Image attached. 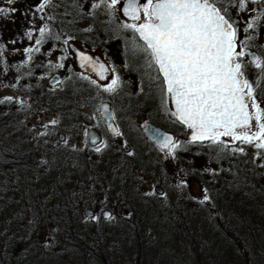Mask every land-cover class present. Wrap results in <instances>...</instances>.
<instances>
[{"label": "trees", "instance_id": "obj_1", "mask_svg": "<svg viewBox=\"0 0 264 264\" xmlns=\"http://www.w3.org/2000/svg\"><path fill=\"white\" fill-rule=\"evenodd\" d=\"M231 15L237 18L233 9ZM262 26L263 23L258 32ZM29 27L31 25L24 27V31ZM56 27L58 30L60 26ZM240 27L244 26L240 24ZM33 36L31 41L24 36L22 45L19 40L13 45H5L7 64H21L26 59L23 49L34 46L38 36L34 30ZM95 37L105 49L112 48L110 43L115 41L103 38L101 33ZM58 42L46 39L40 51L33 53V59L19 73L11 67L5 72L0 65V87L16 84L26 95L24 101L27 102L24 107L15 102L0 104V264H60V258L68 264H87L92 258L97 261L107 258L112 254L113 243L120 240V230L103 219H80L78 209L93 204L97 212L102 204L106 208L111 198L126 212H133L134 219L124 220L129 225L122 224L123 229L135 230L139 217L140 222H147L138 210L143 203L158 224H163L164 220L169 223L171 237L186 243L200 264L207 261L239 264L243 256L247 261L263 264L264 197L261 196L264 195V168L259 164L264 161L258 160L254 164L247 151L219 162L207 147L190 145L186 150L178 151L176 159H169L174 164L175 174L168 172V178L176 186L175 192L168 193H177V199L166 208L137 193L134 185L137 172L151 176L161 173L162 161H144L135 151L137 169L132 168L128 173L120 168L115 151H106L101 156L85 145L73 150L53 142L56 131L70 133L75 129L81 108L95 99L92 86L80 80L77 76L80 72L76 73L72 68L62 75L63 90L54 92L42 84L49 70H57L50 68L45 58L56 50L60 52ZM254 49L264 55V49ZM29 71L31 75L27 74ZM257 75L248 78L255 80ZM4 97L7 96H0V99ZM38 105L56 110L60 123L44 129L42 132L47 135L33 137L23 122ZM175 123L181 129L176 139L185 141L186 128ZM37 154L48 163L41 165ZM97 160L101 162L95 163ZM165 166L168 169L167 163ZM113 168L118 171L114 172ZM205 168L213 169L217 174L205 172ZM181 180L187 184L196 180L200 189L207 188L211 203H199L202 192L198 199L185 198L186 187L178 186ZM163 182L169 181H159V186H163ZM194 217L197 220L194 221ZM29 219L34 221L32 225H29ZM44 228L50 232V235L46 234L47 238L58 243L46 252L39 240ZM134 232L136 234L138 230ZM197 241L201 243L198 253L195 250ZM233 246L240 250L234 251Z\"/></svg>", "mask_w": 264, "mask_h": 264}, {"label": "snow or ice", "instance_id": "obj_2", "mask_svg": "<svg viewBox=\"0 0 264 264\" xmlns=\"http://www.w3.org/2000/svg\"><path fill=\"white\" fill-rule=\"evenodd\" d=\"M17 2L5 0L6 6H0V20L15 22V14L20 11L14 6ZM250 3L259 7L249 9ZM61 8L63 11H58ZM231 9L236 10L237 18L231 15ZM35 12L41 14L39 18L43 23L37 28L34 21L29 20L31 27L24 31V36L29 41L33 40V30L38 31V36L34 46L23 49L26 59L21 64H7L5 44L0 43V65L5 72L11 67L19 73L33 59V53L40 51L46 39L62 41L65 55L58 57L56 64L49 61L50 68H64L63 61L72 51L81 69L90 70L99 81L107 82L101 84L85 73L77 74L80 80L113 98L121 96L130 82L122 80L110 61L106 65L99 57L76 49L72 43L78 38L77 33H92L94 25L99 22L106 25L105 30L115 38H123L124 66L140 74L136 94L159 96L165 113L188 130L187 139L181 141L171 135H162L145 123L146 130L166 158L174 160L178 151L199 145L207 147L219 162L230 156L244 155V147L233 146L239 142L254 149V164L258 160L264 161V57L252 50L257 47L264 49V45L256 43L258 28L264 23V0H39ZM117 12H122L126 20H118ZM241 14H249V18L244 21ZM21 15L27 18L28 13L21 12ZM100 16L106 19L99 20ZM84 19L90 20L89 26L78 29L76 25ZM56 25L60 26L58 30ZM122 33H130L131 39L122 37ZM248 65L258 70L255 80L247 76ZM27 74L31 75V71ZM64 84L59 78H53L52 91L63 90L61 86ZM11 87H16V84ZM13 100V97H4L0 104L12 103ZM15 103L21 107L27 105L26 101L18 98ZM97 112L113 137L123 136L120 127L111 123L116 117L108 103L101 101ZM93 119H96L95 115ZM59 123L58 119L49 122L51 125ZM49 124L43 127L47 129ZM47 134L39 133L40 136ZM225 137L230 139L225 140ZM88 139L98 155L102 156L111 148L106 141L97 144L94 136ZM63 143L67 146L68 140L65 138ZM72 149L76 150V146L73 145ZM114 150L121 153L120 168L130 173L136 152L128 150L127 140ZM100 162L95 161L97 164ZM47 163L46 160L40 161L41 165ZM259 166L264 168V162ZM113 171L118 169L113 168ZM204 171L217 174L210 168ZM186 183L181 180L178 186H186ZM201 192L199 203H211L209 190L202 188ZM100 219L112 222L117 217L105 210L103 204L99 216H89L85 210L86 221ZM28 223L32 225L34 221L29 219ZM50 239H45L46 248L51 246Z\"/></svg>", "mask_w": 264, "mask_h": 264}, {"label": "rangeland", "instance_id": "obj_3", "mask_svg": "<svg viewBox=\"0 0 264 264\" xmlns=\"http://www.w3.org/2000/svg\"><path fill=\"white\" fill-rule=\"evenodd\" d=\"M0 6H6L5 0H0ZM14 6L20 9V11L15 14V22L12 23L10 20H0V43H4L5 45H13L14 43H11V41L13 40H15L16 43L18 40L19 42L22 41L21 45L24 43L23 31L24 27L26 28V26L30 25L29 20L34 21V24L37 28L42 23L41 19L39 18L41 14L36 13L35 8L33 9L31 7H28L23 0H18V2ZM119 7L120 6L118 5V8ZM248 7L249 9H251L252 7H259V5H253L250 3ZM58 11L62 12L63 8L58 9ZM21 12H27V18H25V16H22ZM233 12H236V10L233 9ZM241 16L244 21L249 18V14H241ZM117 18L118 20H126L120 12H117ZM105 19L106 17L104 16L99 17V20ZM89 24L90 20L84 19L80 21L76 25V27L78 29H83L89 26ZM241 24L242 26H244L243 23ZM105 28L106 25L97 22L94 25V31L92 33L79 32L77 33L78 38L72 43H74L84 51L90 52L92 55L100 56L106 63L110 61L112 66L117 68L118 74L121 76L122 80L129 81L130 83L124 88V94L117 98H113L109 94L99 91L90 84L94 90L93 93L95 94V97L93 98L95 99L90 101L89 103H86L81 108L80 119L78 118L75 129L70 133L56 131L53 142L55 144L61 143L63 146H65L63 140L66 138L68 140V145L65 146L66 148L72 149L73 145H75L76 148L82 147L84 146V130L88 126H93L103 133V135L105 136L104 141L108 142L111 145V148L107 150V152L109 153H111V151H115L114 149L121 145L124 140H127L129 146L128 150L137 151L138 155L142 157V160L146 161L156 159L162 161L161 173L151 176L139 174L137 172L136 183L134 184L136 185V192L141 195H144V193L146 192H154V195H146V197L150 198L152 202L159 206L170 208L173 204H175L177 199V193H168L171 192V190L172 192H175V189L173 188L176 186L171 183L172 179L170 180L168 178V172H170L171 174H175V172L172 170L174 164L171 160H169L172 158H166L164 152L156 149L152 144H150V142H148L142 131V123L145 120H150L156 125H159L164 129L173 132L175 135H178L181 129L177 127V124L171 118V115L165 113L161 106L159 96L154 94H136L137 84L140 81V74L137 71H130L128 68H125L124 65L126 54L124 51V40L123 38H115L113 34L109 31H106ZM34 31L38 33V31ZM100 33L102 37H105V39L107 40H115L110 43L112 48H103V46L99 42V39L95 37V34L97 35ZM242 35L243 34L241 33V36ZM121 36L131 39L130 33H122ZM257 41L261 43V45L264 43V23L263 26L259 29V36ZM58 43L60 45V52L57 53L56 50L55 53H50L49 57L45 58L48 64L49 61H51L52 64L58 63V57L65 55V53L62 51L65 46L63 45L62 41H59ZM254 50L257 51L256 49ZM257 53L260 55L258 51ZM262 57H264V55ZM63 63L65 65L64 68H57V70H55L61 75L65 74V72L69 68H72L76 73L79 72L78 68H76L73 62V57L70 53L67 54V58L63 61ZM55 71L49 70L48 74L44 76L45 78H43L42 84L45 87L51 88V86L47 84V78ZM246 72L247 76H252L253 74H257L258 70L255 69L253 65H248L246 68ZM110 75L111 73L109 74V76ZM91 77L95 78L94 76ZM98 82L104 84L107 81L98 80ZM145 91L147 92V89H145ZM0 96L13 97V102H15V99L17 98L21 100H24L26 98V95L21 90V88L11 86H1ZM103 100H106L112 104V109L114 110L113 114L115 115L116 121L118 122L119 127L123 133L122 137L116 138L106 132L102 120L99 117V113L97 112V108L99 107L100 102ZM94 115L96 116V119H93ZM57 116L58 114L56 110H51L46 106L38 105L37 108L32 110L31 114L24 119L23 124L25 126V129L29 130L30 134H32L33 137H36L45 129L43 125L49 124V122L53 119H57ZM50 126L52 125L49 124V127ZM186 132L188 133L187 129ZM60 134H63L62 140L58 138ZM229 139L230 138L225 137V140ZM235 146H244L247 153L253 159L254 149L251 146L240 145L239 142H237L234 147ZM115 152L116 155H118L117 161L121 163V153L117 151ZM38 154V160H41L42 156L41 154ZM136 161L137 160L135 157L132 163L133 169H137L135 163ZM166 163L169 170L166 169ZM164 180L169 181L165 183L163 182V186L160 185L162 186L161 188H163L165 194L163 193V191L161 193H157L155 191V187L159 186V181ZM185 187L186 188H184L185 191L183 193L185 198L198 199L201 194V189L196 180H191V182H189L188 184L186 183ZM263 197L264 195L261 196V198ZM114 201L115 200L111 198L107 202L106 208H108L111 213H113L117 217V219L112 222L105 220V222H108L109 225L113 226L117 230H120V240H117L113 243L111 251L112 254L107 256V258L102 257V260L98 261L92 258L88 260L87 264H200L197 261L196 256L192 255V250L186 243H180V241H177L174 238L175 236L171 237V231H169V223L164 220L163 224H158L156 222V219L153 218V216L147 210V208H145L143 203L139 205L138 210L141 211V214L148 223L140 222L141 218L139 217V223H134L135 230H131L132 228H130L129 230H127L126 228L123 229L122 224L129 225V223L123 221H131V219H134V215L132 211L126 212L125 210H123V207L118 206ZM87 206L93 209V211L95 212L94 215H100V210H97L96 212V208L93 206V204L82 205L78 209V216L80 219H85L83 210ZM129 213H131V215H129ZM193 219L194 221L197 220L196 217H194ZM149 225L153 231L151 230ZM136 230H138V232L135 234L134 231ZM46 234L50 235L48 228H44V231L39 238L40 243H42L41 248L44 249L45 252L52 249L51 246H56L58 244L57 241H54V239L51 238V246L46 248L44 246L45 239L47 238ZM155 235L157 239L155 238ZM238 249L239 248H237L236 246H233L234 251ZM195 250L197 253L201 250L200 241L196 242ZM159 255H161L160 259ZM75 260L77 261L76 258ZM247 260L246 257L243 256V260L239 264H261V262H253L251 260ZM46 262H49L48 258L46 259ZM58 263L68 264L67 261L62 258L58 259ZM205 264L213 263L207 261V263Z\"/></svg>", "mask_w": 264, "mask_h": 264}, {"label": "water", "instance_id": "obj_4", "mask_svg": "<svg viewBox=\"0 0 264 264\" xmlns=\"http://www.w3.org/2000/svg\"><path fill=\"white\" fill-rule=\"evenodd\" d=\"M23 1H24V3H25L28 7H31V8H35L36 5H37L38 2H39V0H23ZM120 13H121V15L123 16L122 12H120ZM123 17H124V16H123ZM124 18H125V17H124ZM125 19H126V18H125ZM73 46H74L76 49H79V50H81V51H84V50L78 48L74 43H73ZM252 50L255 51L254 49H252ZM85 52H86L87 54H89V55H92L91 53H89V52H87V51H85ZM255 52H257V51H255ZM73 53H74V52H73ZM257 54H258V53H257ZM92 56H93V57H99L98 55H92ZM99 58H100V57H99ZM74 59H75V65H76V67H77L80 71H82V72H84V73H89V74H94V75H95V73L90 72V70L81 69V68L79 67V62H78V60L75 58V54H74ZM100 60H101V62H104L101 58H100ZM104 63H105V62H104ZM106 65H107V64H106ZM109 74H110V73H109ZM95 77H96V76H95ZM53 78H59V79L61 80V75H60L58 72H55V73L51 74V75L48 77V79H47V84H48V85L52 86ZM96 78L98 79V77H96ZM98 80H99V79H98ZM103 102L108 103V104H109V107L111 108V105H110L109 102H107V101H103ZM99 105H100V104H99ZM146 122H147L148 127L154 128L156 131H158V132L161 133L162 135H171V136H173V137L176 139V136H175V134H174L173 132H171V131H169V130H167V129H164L163 127H161V126H159V125H156L155 123H153V122L150 121V120H145V121H143V123H142V131H143V134H144L145 137H146V138L152 143V145H153L156 149L159 150V148H158V146L156 145L155 141L151 138V133H149V132L146 130V128H145V123H146ZM111 123H113V126H118L116 120H115L114 122H111ZM105 126H106V124H105ZM106 129H107V132H108L109 134H111V133L108 131L107 126H106ZM86 133H87V135H86ZM111 135H112V134H111ZM89 136H94V137H96V139H97V144H99L101 141L104 140V136L100 133V131H98L96 128H94V127H92V126L87 127V128L84 130V144H85L86 147H89V148H94V147H95L94 145L91 144L90 140L88 139ZM187 137H188V133H187ZM58 138H59L60 140H62V139H63V134H60V135L58 136ZM128 149H129V146H128ZM155 190H156L158 193H160V192L162 191V188H161L160 186H156V187H155ZM85 210H87V214H88L89 216L94 215V211H93V209H92L91 207H88V206H87V207H85L84 210H83V215H84V216H85ZM105 210L111 212L108 208H105Z\"/></svg>", "mask_w": 264, "mask_h": 264}, {"label": "flooded vegetation", "instance_id": "obj_5", "mask_svg": "<svg viewBox=\"0 0 264 264\" xmlns=\"http://www.w3.org/2000/svg\"><path fill=\"white\" fill-rule=\"evenodd\" d=\"M77 46V45H76ZM78 47V46H77ZM78 48H80V47H78ZM81 49V48H80ZM83 50V49H82ZM88 52V51H87ZM69 53L72 55V57H73V62H74V64H75V59H74V53L72 52V51H69ZM90 53V52H89ZM100 57V56H99ZM101 58V57H100ZM102 59V58H101ZM103 60V59H102ZM104 61V60H103ZM105 62V61H104ZM106 63V62H105ZM107 64V63H106ZM76 66V65H75ZM77 68V67H76ZM79 70V69H78ZM56 72V71H55ZM79 72L80 73H84V72H82V71H80L79 70ZM54 73V72H53ZM85 74H88V75H90V76H94L95 77V75L94 74H89V73H85ZM61 75V74H60ZM62 76V75H61ZM96 78V77H95ZM48 79V78H47ZM97 79V78H96ZM51 88H52V86H51ZM103 101H106V100H103ZM108 102V101H107ZM101 103V102H100ZM110 103V102H109ZM110 105H111V108H112V104L110 103ZM116 120V119H115ZM117 122V121H116ZM102 123H103V125H104V127H105V129H106V126H105V123L102 121ZM117 124H118V122H117ZM118 126H119V124H118ZM88 127H90V126H88ZM93 127V126H92ZM87 128V127H86ZM85 128V129H86ZM95 128V127H94ZM97 129V128H96ZM98 130V129H97ZM99 131V130H98ZM106 132H107V129H106ZM100 133L103 135V133L100 131ZM108 133V132H107ZM111 135V134H110ZM104 136V135H103ZM104 139H105V136H104ZM156 191V190H155ZM157 192V191H156ZM162 192V191H161ZM160 192V193H161ZM158 193V192H157ZM95 214V213H94Z\"/></svg>", "mask_w": 264, "mask_h": 264}]
</instances>
